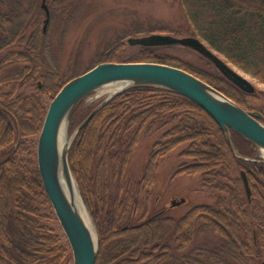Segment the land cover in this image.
Wrapping results in <instances>:
<instances>
[{
	"label": "trees",
	"instance_id": "1",
	"mask_svg": "<svg viewBox=\"0 0 264 264\" xmlns=\"http://www.w3.org/2000/svg\"><path fill=\"white\" fill-rule=\"evenodd\" d=\"M165 2L181 8L185 26L128 28L125 37L169 33L198 38L264 86V0ZM45 5L49 21L44 31L39 26L45 19L41 0H0V264H72L40 179L36 147L49 106L44 97L50 103L63 85L80 75L70 67L61 77L58 65L47 60L51 45L46 39L52 21H60L63 42L76 9L71 0H55L50 5L45 0ZM126 44L124 39L104 43L89 69L127 62L174 66L216 88L244 110L259 113L264 124V104H253L255 94L240 91L211 63L200 69L161 53L162 47L130 46L134 50L126 54ZM99 102L80 103L72 115L69 135ZM155 130L163 132L151 146L139 179L147 200L140 216L143 221L131 225L137 202L131 190H123V182L141 135ZM231 138L240 154L256 156L248 141L234 132ZM180 147L184 148L178 158L184 162L177 165L173 177L199 176L201 188L216 195L214 205L194 206L177 220L165 217L162 210L146 222L154 216H148V204L159 162ZM68 161L99 233L95 264L264 261V165L235 158L219 126L191 100L153 88L128 90L110 100L79 131ZM204 230L216 234L220 244L195 246Z\"/></svg>",
	"mask_w": 264,
	"mask_h": 264
},
{
	"label": "water",
	"instance_id": "2",
	"mask_svg": "<svg viewBox=\"0 0 264 264\" xmlns=\"http://www.w3.org/2000/svg\"><path fill=\"white\" fill-rule=\"evenodd\" d=\"M45 12L43 30L49 21V11L42 1ZM129 46L188 48L209 61L231 84L246 94L255 91L254 85L235 68L229 65L204 42L194 37L177 38L171 35L151 34L141 38H129ZM120 85L118 91L114 90ZM41 82H39V87ZM111 88L107 97L69 135L72 115L81 102L90 95ZM134 88H153L185 97L197 104L221 129L232 155L242 161L264 165V158L244 156L233 145L234 132L264 156V124L257 112L246 111L193 74L182 69L153 62L102 63L68 81L49 103L43 125L38 136L37 167L44 191L50 202L62 234L69 246L72 264H95L100 249V237L82 195L80 187L69 166L70 147L79 131L110 100ZM63 144L59 146L60 140ZM61 147V148H60ZM246 196L251 192L247 178L242 172ZM185 200L172 201L179 206ZM160 213L146 222L157 218ZM264 264V263H263Z\"/></svg>",
	"mask_w": 264,
	"mask_h": 264
},
{
	"label": "rangeland",
	"instance_id": "3",
	"mask_svg": "<svg viewBox=\"0 0 264 264\" xmlns=\"http://www.w3.org/2000/svg\"><path fill=\"white\" fill-rule=\"evenodd\" d=\"M53 1L55 0H46L48 5ZM71 2L76 12L72 16V22L63 42L61 41L62 26L59 24L60 21L58 19L52 21V29L46 39V43L49 46L51 45L48 49L47 60L53 62L54 65H58L61 77L65 75L70 67H72L73 71H79L80 74L86 72L95 59L99 51L98 49L106 42L124 39V42L127 43V39L129 38H141L151 34L174 36L169 33H151L127 38L125 37V32L128 28H160L163 26L177 28L186 24L181 8L177 4L170 5L165 0H71ZM43 22L44 20H40L39 22V26L42 28ZM59 46H62L61 51L59 50ZM125 47L126 54H130L134 50V47L130 48L127 44ZM160 52L177 57L191 66L200 69H205V65L207 64L205 59L189 49L175 46L170 48L162 47L160 48ZM239 73L243 74L255 87L254 94L257 100H251L253 101L252 103L263 105L264 86L248 75L242 72ZM110 89L104 88L99 90L89 97L87 101L89 103L100 101V104L107 97ZM44 102L49 104V100L45 97ZM162 132L163 130H155L141 135L139 145L126 172L123 190H131V194L137 202L136 216L133 217L131 225H136L140 221H143L140 216L144 212L147 200L144 190L139 184V179L151 153V146L160 139ZM182 148L184 147L174 150L159 162L156 183L151 190L148 204L151 210L148 215L149 217L164 210L165 217L177 220L194 206L214 205L216 195L201 188L199 176L190 177L182 175L180 177H173L177 165L184 162V160L178 158V154ZM256 156L259 159L260 157L264 158L259 153L258 155L256 153ZM112 196H115V190L112 191ZM182 199L185 200L184 204L170 208L172 200L178 202ZM58 234L61 237L63 236L61 231ZM64 239H62V242H65ZM219 244V237L208 230L201 231L195 242V246L197 247L208 248L216 247Z\"/></svg>",
	"mask_w": 264,
	"mask_h": 264
},
{
	"label": "bare ground",
	"instance_id": "4",
	"mask_svg": "<svg viewBox=\"0 0 264 264\" xmlns=\"http://www.w3.org/2000/svg\"><path fill=\"white\" fill-rule=\"evenodd\" d=\"M48 25V24H47ZM46 25V26H47ZM43 26H44V23H43ZM174 37V36H173ZM185 37H189V36H185ZM177 38H182V37H177ZM198 39V38H197ZM203 42V41H202ZM178 46V45H177ZM170 47V46H169ZM180 47H182V46H180ZM61 48H62V46L60 47L59 46V50L61 51ZM183 48H185V47H183ZM185 49H188V48H185ZM190 50V49H189ZM192 51V50H191ZM194 52V51H193ZM196 53V52H195ZM199 55V54H198ZM218 55V54H217ZM200 56V55H199ZM219 56V55H218ZM201 57V56H200ZM219 57H221V56H219ZM222 58V57H221ZM204 59V58H203ZM206 60V59H205ZM207 61V60H206ZM207 62H209V61H207ZM154 63V62H153ZM210 63V62H209ZM160 64V63H159ZM229 64V63H228ZM99 65V64H98ZM165 65V64H164ZM230 65V64H229ZM168 66H170V65H168ZM172 67H174V66H172ZM214 67V66H213ZM233 67V66H232ZM177 68V67H176ZM215 68V67H214ZM233 68H235V67H233ZM180 69V68H179ZM236 69V68H235ZM237 71H239L238 69H236ZM239 72H241V71H239ZM219 73V72H218ZM220 74V73H219ZM221 75V74H220ZM79 76V75H78ZM195 76V75H194ZM222 76V75H221ZM223 77V76H222ZM198 78V77H197ZM203 81V80H202ZM206 83V82H205ZM211 86V85H210ZM120 85H116L115 87H114V90H112V91H110V93H112L113 91H118L119 89H120ZM216 89V88H215ZM219 91V90H218ZM220 92V91H219ZM255 92V91H254ZM222 93V92H221ZM223 94V93H222ZM252 94H254V93H252ZM225 95V94H224ZM226 96V95H225ZM230 99V98H229ZM234 102V101H233ZM63 144V140L61 139L60 140V142H59V146H61ZM61 148V147H60Z\"/></svg>",
	"mask_w": 264,
	"mask_h": 264
},
{
	"label": "flooded vegetation",
	"instance_id": "5",
	"mask_svg": "<svg viewBox=\"0 0 264 264\" xmlns=\"http://www.w3.org/2000/svg\"><path fill=\"white\" fill-rule=\"evenodd\" d=\"M263 263V262H262Z\"/></svg>",
	"mask_w": 264,
	"mask_h": 264
}]
</instances>
